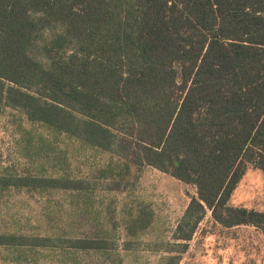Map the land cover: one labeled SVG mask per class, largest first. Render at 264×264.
I'll return each instance as SVG.
<instances>
[{"label":"trees","instance_id":"1","mask_svg":"<svg viewBox=\"0 0 264 264\" xmlns=\"http://www.w3.org/2000/svg\"><path fill=\"white\" fill-rule=\"evenodd\" d=\"M7 109L53 139L13 118L20 155L40 163L3 167L0 192H73L89 212L91 179L43 174L46 162L63 170L62 135L107 155L92 176L106 192L145 166L194 187L175 239L189 241L206 212L264 239V212L228 204L249 166L264 173V0H0V117ZM91 221L84 237L0 235V246L112 256L113 234Z\"/></svg>","mask_w":264,"mask_h":264},{"label":"rangeland","instance_id":"2","mask_svg":"<svg viewBox=\"0 0 264 264\" xmlns=\"http://www.w3.org/2000/svg\"><path fill=\"white\" fill-rule=\"evenodd\" d=\"M22 129L40 134L52 141L50 132L39 123L27 121L16 111L4 110L0 117V172L11 167L18 174L33 172L40 161L30 163L22 157L16 141ZM55 151L63 170L50 169L43 163L44 175L66 172L72 177L91 179L89 212L82 213L74 193L28 188H9L0 192V235L25 237L77 236L94 233V216L108 229L114 240L112 256L93 251H61L58 248L0 246V264H262L264 239L251 226L230 229L215 224L206 212L192 238L175 239L176 225L189 197L195 194L191 185L184 184L152 167L145 166L121 191L104 187L107 181L92 178L94 171L105 164L107 155L84 150L78 142L59 135ZM42 163V162H41ZM81 200V199H80ZM264 212V173L249 166L229 203Z\"/></svg>","mask_w":264,"mask_h":264}]
</instances>
